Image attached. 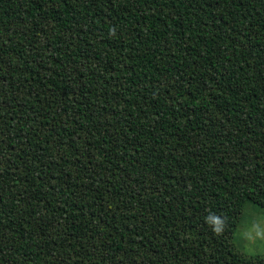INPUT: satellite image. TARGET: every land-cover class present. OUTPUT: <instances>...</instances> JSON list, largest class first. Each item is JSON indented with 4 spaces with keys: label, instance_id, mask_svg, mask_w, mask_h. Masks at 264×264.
Segmentation results:
<instances>
[{
    "label": "trees",
    "instance_id": "trees-1",
    "mask_svg": "<svg viewBox=\"0 0 264 264\" xmlns=\"http://www.w3.org/2000/svg\"><path fill=\"white\" fill-rule=\"evenodd\" d=\"M248 203L264 0H0V264H264Z\"/></svg>",
    "mask_w": 264,
    "mask_h": 264
},
{
    "label": "rangeland",
    "instance_id": "rangeland-1",
    "mask_svg": "<svg viewBox=\"0 0 264 264\" xmlns=\"http://www.w3.org/2000/svg\"><path fill=\"white\" fill-rule=\"evenodd\" d=\"M236 251L246 258L264 257V208L248 203L233 238Z\"/></svg>",
    "mask_w": 264,
    "mask_h": 264
},
{
    "label": "clouds",
    "instance_id": "clouds-1",
    "mask_svg": "<svg viewBox=\"0 0 264 264\" xmlns=\"http://www.w3.org/2000/svg\"><path fill=\"white\" fill-rule=\"evenodd\" d=\"M208 222L209 223H213V224H217V225L220 223V221L218 219H216L214 216L209 217L208 218ZM214 231H216L217 233H219L220 232L219 227L215 228Z\"/></svg>",
    "mask_w": 264,
    "mask_h": 264
}]
</instances>
